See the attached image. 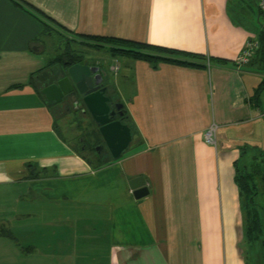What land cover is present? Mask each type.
I'll use <instances>...</instances> for the list:
<instances>
[{
  "label": "crops",
  "instance_id": "1",
  "mask_svg": "<svg viewBox=\"0 0 264 264\" xmlns=\"http://www.w3.org/2000/svg\"><path fill=\"white\" fill-rule=\"evenodd\" d=\"M26 1L53 20L45 32L29 12L0 0V262L254 264L248 248L259 241L256 264H264L237 171L241 158L264 149V71L255 60L236 62L259 34L243 21L252 0H237L238 13L231 0ZM78 35L202 54L205 66H154L107 52L120 62L117 72L111 66L123 88L115 101L132 132L116 157L97 144L105 141L94 137L90 118L95 141L68 124L66 105H50L43 93L53 80L49 61L67 37L84 45ZM102 63L89 62L109 84ZM212 124L217 145L205 140ZM63 125L78 132L79 147ZM136 178L149 189L140 198Z\"/></svg>",
  "mask_w": 264,
  "mask_h": 264
},
{
  "label": "trees",
  "instance_id": "2",
  "mask_svg": "<svg viewBox=\"0 0 264 264\" xmlns=\"http://www.w3.org/2000/svg\"><path fill=\"white\" fill-rule=\"evenodd\" d=\"M12 1L16 6L23 8L41 21L44 25L45 32L49 30V22H52V18L26 0ZM75 39L81 42V44L90 46L91 48L99 49L100 47L107 46L113 57L127 56L134 59H145L153 63L154 66L158 65L159 62L205 66V63L203 62V60H205L204 55L185 52L165 46L117 37H103L96 35H78ZM257 39L260 46L251 60H255L258 63L259 68L264 71V30L259 32ZM67 40L69 44L65 46L63 52L59 53L49 61L48 67H51L57 62H62L69 66L76 64L81 60H85L84 51L70 45V41L75 40H71V38L68 37ZM123 111V120H125L127 119V114L124 106ZM93 135L98 138V130H94ZM29 167L32 169L33 165L29 164ZM237 171L239 186L243 192L244 202L248 207L249 231L251 230L255 235L263 237L264 246V149H257L255 153L246 157L244 161H242L241 158V160L237 162Z\"/></svg>",
  "mask_w": 264,
  "mask_h": 264
},
{
  "label": "water",
  "instance_id": "3",
  "mask_svg": "<svg viewBox=\"0 0 264 264\" xmlns=\"http://www.w3.org/2000/svg\"><path fill=\"white\" fill-rule=\"evenodd\" d=\"M50 70L53 80L43 88L49 104L73 102L75 110L90 114L87 117L93 119L111 153L119 156L131 142L132 132L123 122L124 104L115 102L110 95V84L104 80L106 71L97 65L87 64L85 60L69 66L57 62ZM119 115L121 117L117 118ZM131 186L137 198L149 192L143 178L133 179Z\"/></svg>",
  "mask_w": 264,
  "mask_h": 264
},
{
  "label": "rangeland",
  "instance_id": "4",
  "mask_svg": "<svg viewBox=\"0 0 264 264\" xmlns=\"http://www.w3.org/2000/svg\"><path fill=\"white\" fill-rule=\"evenodd\" d=\"M237 2H238L237 0H231V2H230V11L232 13H236V12L238 13ZM245 10H246V17L243 18V21L254 31L260 32V31L264 30V13H262L259 10L258 0H252V2L247 3V5L245 6ZM61 45L65 48V42ZM72 45L74 48H79L82 51H84V55H86V60L90 63H95L98 61V59H101V61L103 62L102 64L105 65L106 68L110 69L109 70V73H110L109 84H110V88H111L110 89L111 90L110 95H111L112 99L115 100L116 96L121 98L120 95L122 94L123 88L118 84V82L116 80V76L114 75L115 72L111 69V66L113 65V63L120 66V62L118 63V62L112 61L111 59H108V57H107V55H108L107 52L109 51L108 48L104 49V47H103V48H100L99 50H95V49L90 48L89 46H86V45H80L79 47L77 46L78 44H76V43H73ZM49 51L50 50L47 49L46 53H45L47 55V58H50L52 56V54H49ZM66 107H67L68 116H69L68 117L69 118L68 124L70 126H73V128L76 129V131H78L79 133H84L87 137H89V141H90V139L92 141H95L94 137H92L90 135L89 117H85V116H83V114L80 111L75 110L73 108V102L67 104ZM262 107L264 108V90L262 93ZM90 119H91L90 120L91 124H92V122L94 124L93 128L96 130L97 127L95 126L93 119L92 118H90ZM64 128L65 127L63 125L62 130H63L64 136L68 140L72 139V141H74L76 143V145L79 147L80 146L79 145L80 140H78V138H77L78 132H76V134H73L72 132H67V129H64ZM87 134H89V135H87ZM72 135L74 136V138L71 137ZM82 138L84 140L87 139L85 136H82ZM100 138L103 139L102 136H100ZM97 144L102 145L103 142L101 141ZM92 145L94 146V143ZM102 148H104V147H102ZM96 150L98 151L97 147H96ZM0 202L4 203V201H0ZM2 223L3 222H0V225ZM258 243H259V241L255 242L254 246H251L248 248V249H250L248 256H249L250 260L254 261V264H256V259H257V256L259 254V244ZM31 244L33 245L32 242L27 243V245H31ZM5 249L6 248H0V255L4 254ZM24 250L29 252V254L30 253L33 254L32 253L33 250H31V248H29V246H25ZM33 255H37V252H36V254H33ZM0 264H3V263L0 262Z\"/></svg>",
  "mask_w": 264,
  "mask_h": 264
},
{
  "label": "built area",
  "instance_id": "5",
  "mask_svg": "<svg viewBox=\"0 0 264 264\" xmlns=\"http://www.w3.org/2000/svg\"><path fill=\"white\" fill-rule=\"evenodd\" d=\"M258 7L260 11L264 13V0H258ZM259 46L260 44L257 37L250 38L236 60L238 66L248 63L256 54ZM119 68V65L115 64L113 70L117 72ZM218 133L219 126L217 124H212L205 132L206 142L211 145H217Z\"/></svg>",
  "mask_w": 264,
  "mask_h": 264
},
{
  "label": "flooded vegetation",
  "instance_id": "6",
  "mask_svg": "<svg viewBox=\"0 0 264 264\" xmlns=\"http://www.w3.org/2000/svg\"><path fill=\"white\" fill-rule=\"evenodd\" d=\"M85 62L87 63V64H89V62L87 61V60H85ZM98 66V65H97ZM71 100V99H70ZM115 102H117V101H115ZM119 111H117V113H118ZM83 114V113H82ZM84 116L85 117H87V116H90V114H88L87 112L86 113H84ZM117 118H120L121 116L119 115V116H116ZM123 122H124V120H123ZM103 145V146H102ZM101 146L102 147H105L106 146V143H103ZM100 146V147H101ZM99 148V146H97V149Z\"/></svg>",
  "mask_w": 264,
  "mask_h": 264
}]
</instances>
